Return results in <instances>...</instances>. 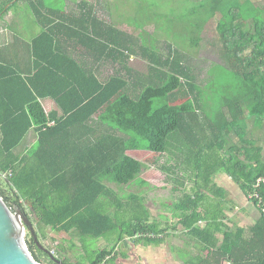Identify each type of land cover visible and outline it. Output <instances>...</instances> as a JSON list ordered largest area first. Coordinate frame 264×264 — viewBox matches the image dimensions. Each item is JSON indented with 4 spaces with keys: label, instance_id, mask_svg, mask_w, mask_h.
<instances>
[{
    "label": "trees",
    "instance_id": "1",
    "mask_svg": "<svg viewBox=\"0 0 264 264\" xmlns=\"http://www.w3.org/2000/svg\"><path fill=\"white\" fill-rule=\"evenodd\" d=\"M20 2L32 3L38 13L45 7L44 0H15L13 3ZM6 11V7L2 8L0 15ZM218 11L222 13L217 30L228 66L226 69L236 73L237 80L235 93H227L221 98L222 106L212 118L203 115V91L199 92L194 86L192 74L183 65L178 52L169 50L165 58L143 43L139 46L131 35L125 48L115 35L104 43L98 38L100 34H93L91 39L101 48L103 60L114 59L117 62L120 57L126 58L124 53L128 52L126 59L130 62L132 57H139V53L148 65L146 76L125 69L124 60L126 77L122 78L120 69L116 76L102 82L84 64L67 55L60 57V53H56L54 39L46 31L33 42L32 56L35 60L28 74L0 59V177L4 179L3 186L0 185V198L7 207L12 211L17 208L23 210L38 229L37 234L51 228L58 233L74 231L82 238H100L120 231L118 242L124 243L126 236L135 238L139 234L151 233L162 238L140 237L135 243L159 247L164 243L162 234L167 229L150 222L149 213L145 218L135 217L134 222L128 225L119 223L106 213L104 205L96 202L107 193L104 180L128 186L147 170L143 163L127 156L128 152L164 155L170 150L171 140L179 150L180 169L186 174L195 151L199 158L205 154L204 159L215 162L210 167L204 165V161L195 160L196 168L207 169L203 180L205 186L211 183L212 175L220 168L238 182L249 198L257 181L264 178V148L258 141L248 138L244 125L245 111L251 116L262 102L264 109V15L252 17L253 29L245 30L244 21L250 17L239 20L233 10H224L217 1L208 19ZM111 30L122 35L115 27ZM50 33L53 34L52 31ZM48 38H51L50 42H47ZM248 51H251L249 58L245 56ZM178 94L185 97L180 102H177ZM46 98L56 102L61 109V117L46 114L41 103ZM95 118L107 124V128L90 126L89 122ZM33 128L39 134L37 152L31 157H17L15 151ZM208 131L209 136H204ZM232 132L237 133L238 141L230 145L227 139ZM57 133L58 136L52 137ZM83 133L91 136L102 134L103 139L84 142L74 138ZM210 137L214 142L200 148V143ZM139 139L147 141L145 148L140 146ZM207 149L218 150V154L204 153ZM63 151L90 156L84 162L90 167L102 168V171L84 176L80 185L79 176L61 175L73 169L67 170L69 165L57 166L54 155ZM42 153L48 157L40 165H54L53 175L45 172L43 176H35L28 172L31 160L39 159ZM196 177L202 178V172L197 171ZM61 179L75 184L64 200L61 199ZM257 193L259 199L251 201L259 208L261 217L250 227L249 239L244 237L245 229H228L221 221L219 208L212 210L209 205L205 206L208 203H204V196L198 193L181 198L178 208L187 212L180 219V224L197 245H202V250L217 258V264H264V185L257 189ZM200 222L206 223L200 226ZM218 234H223L222 242L217 238ZM26 241L38 263L43 264L42 257L47 258L49 264L60 263L50 251L44 254L36 247L33 238ZM116 251L115 247L111 252L102 251L88 264L115 263Z\"/></svg>",
    "mask_w": 264,
    "mask_h": 264
},
{
    "label": "rangeland",
    "instance_id": "2",
    "mask_svg": "<svg viewBox=\"0 0 264 264\" xmlns=\"http://www.w3.org/2000/svg\"><path fill=\"white\" fill-rule=\"evenodd\" d=\"M45 1L49 8L63 9L66 1L69 2L70 0ZM217 1L224 10H233L235 17L239 20L250 17L244 21L245 30L253 29L252 17L255 19L257 16L258 18L261 16L259 14L264 15V0H101L103 9H106L109 16L111 13L112 17H109L111 22L116 27L128 29L139 46L143 43L146 48L157 50L158 54L165 58L168 57L169 50L178 52L183 65L192 74L194 86L198 88L199 92L200 90L203 91L204 111L202 113L209 118H212L219 111L222 106L221 98L225 94L233 95L235 93L234 86L235 80H237L236 73L226 69V67L228 68L227 62L223 57V45L217 30L222 13L218 11L210 20L208 19L210 11ZM5 3L6 1L0 2V11L5 8ZM74 6L72 3L71 7ZM19 8L21 11L23 9L22 14H20L23 19H26L28 15L33 17L32 7L25 4L22 7L20 5L16 7V9ZM196 42L198 44L193 46ZM250 55L251 51H248L245 56L249 58ZM138 56L132 61L131 67L135 72L146 76L148 65L140 58L139 53ZM177 98V102H180L185 97L178 94ZM262 106L263 102L251 116L248 111H245L244 125L247 128L248 138L254 140L257 135L258 140L263 142L264 148V109ZM256 117H261L259 120L261 123L257 121ZM204 136L208 137L209 131L205 132ZM227 140L230 145L236 143L238 141L237 133L232 132ZM211 142H214L213 137L207 138L200 143L199 147H207ZM139 143L142 148L147 146V141L144 139H139ZM172 149L173 147H171ZM217 151L207 149L204 153H217ZM195 154L191 156L192 164L189 169L193 176L189 172L184 176L182 175L185 171L183 169L177 173L168 171V167H165L167 170H162L168 164V156L150 154L145 151L139 160L142 161L141 163L146 166L147 170L131 185L121 187L117 184H111L115 186L113 200L128 202L122 203L126 206L132 205V203H176L178 199L182 198L183 190L189 191L195 186L194 179H197V171L202 172L203 180L206 178L207 169L196 168L197 160L204 161L203 164L205 163L210 167L215 165L214 161L209 162L207 161L208 158H203L205 154L200 158ZM3 180L0 177L1 186H3ZM181 184L185 185V188L180 187ZM100 204H106L104 208L111 215L116 214L118 208L121 210L119 203H108V206L107 203ZM128 212L126 217L122 215L124 219H120L118 215L111 217L118 220L119 223L130 225L134 222L136 213H130V208ZM128 225H126V229H129ZM36 230L38 231L37 228ZM119 234L120 231H116L111 232L107 237L82 238L74 233L68 236L64 243L61 239V232L58 233L47 228L43 234H38V238L41 247L48 252L50 251L55 260L60 262L59 264H88L100 252H111L114 247L117 250V260L115 263L108 261V264H171L168 250L164 255L166 258L160 263L158 259L154 261L156 247L136 244L135 241L138 238L128 236H126L125 243H119ZM35 246L38 247L36 244ZM35 250L40 255L37 248ZM42 263L49 264L48 259L42 257Z\"/></svg>",
    "mask_w": 264,
    "mask_h": 264
},
{
    "label": "crops",
    "instance_id": "3",
    "mask_svg": "<svg viewBox=\"0 0 264 264\" xmlns=\"http://www.w3.org/2000/svg\"><path fill=\"white\" fill-rule=\"evenodd\" d=\"M1 1H6L5 7L7 11L0 15V59L18 67V69L24 71L25 74L29 73L35 60L32 56L33 42L44 31L54 39L55 50L56 53H60V57L67 55L75 62L82 65L84 64L86 69L96 74L102 82H107L110 78L116 76L120 69L122 78L126 77L124 70L132 69V61L137 59L132 57L130 62H128L126 59L129 56L128 52L124 53V55H126V58L124 57L125 59L120 57L117 62H114V59L103 60V57L100 56L102 50L91 39L94 37L93 34H100L98 38L103 43L108 41L109 37L112 38L115 35L120 39L124 48L128 46L127 41L130 36L128 29L116 27L115 24L111 22L109 19V17H112L111 13L109 16L106 9H103L101 0H70L69 2L66 1V5L63 9L49 8L44 0L45 7L40 9V13H38L32 6V3L29 2L15 4L13 3L15 0H0V2ZM72 3L75 5L74 7H71ZM25 4L28 7H32V15L34 18L31 16L29 17V15L26 19L20 17L23 9L21 11V8L16 9V7L19 5L22 7V5ZM114 27L122 32L121 36L113 33L111 28ZM50 31H52L53 34L50 33ZM82 34H85L86 37L83 36L82 38ZM50 41L51 38H48L47 42ZM124 48H122V51ZM124 60L126 62L125 69L123 65ZM41 103L47 115L55 114L61 117V109L53 99L46 98L41 100ZM254 124L256 125V123ZM89 125L98 128H107L108 126L96 118L94 121L89 122ZM99 133H103V131H99ZM58 135L57 133L52 135V137ZM100 135L102 134L91 136L90 133H83L81 136L74 138L78 141L82 139L84 142H88L103 139ZM50 140L53 141L54 139L51 138ZM254 140L258 141L260 146L263 147V142L258 140L257 135ZM38 143L39 134L37 129L33 128L22 143V146L15 151L16 156L21 158L31 157L32 153L37 152ZM72 145H74V142ZM171 147H173L172 150ZM142 152L145 153V151H131L127 153V156L138 162H142L139 160L144 154ZM178 154L179 150L175 147L173 140H171L170 150L167 154H164V156H168L169 158L168 164H166L162 170H167L165 167H168V171L171 172L177 173L181 171V162L178 164L177 159ZM47 157V154L42 153L39 159L31 160L28 172L31 171L35 176H43L45 172H49L50 174L48 175H53L55 171L54 165L50 167L40 165ZM89 158L90 156H85V154L78 152L67 153L63 151L62 154L61 152H57V154L54 155L55 161L58 162L57 166L62 168L64 165H69L70 167L67 170L73 168L71 171L61 175L71 176V174H74L79 176L80 185H82L84 176L89 177L92 174L102 171V168L90 167L84 162L86 161L85 159ZM59 162L61 163L59 164ZM106 171L107 169L104 170V172ZM217 171L218 172L212 175L211 183L208 186H205V182H203L202 178H195L194 180L196 182L198 181L202 184L197 182L189 191L183 190L184 193L182 197L184 195H193L196 193L204 196V203H208L205 206L208 207L209 205V208H212V210L219 208V211H221V221L227 225L228 229L234 231L239 228L245 229L246 232L244 237L249 239L251 236L249 229L260 219L261 212L254 202L243 192L236 180L220 168L217 169ZM188 172L189 171H187V174ZM184 173L183 171L182 175L186 176L187 174ZM111 184L114 183L108 179L104 180V187H106L107 193L102 194L96 203H107V206L108 203H119L121 210L118 208L117 213L119 214L116 213L111 215L106 212L107 214L110 216L118 215L120 219H124L122 215L127 216L130 208V213H136L135 217L145 218L146 213H149L150 222L158 224L161 229H167V231L162 234L164 243L154 250V261L158 259L161 263V261L166 258L164 255H166L168 250L171 264H188L190 261H194L193 264H217V258H213L210 252L202 250V245H197L194 239L189 236L188 231L183 230L180 219H182L187 211L183 212L178 208L181 198L178 199L176 203H132V205L128 204L129 206H126V204L122 203L128 202H121L118 199L113 200L115 196V186ZM72 187L75 188V184H73L71 180L61 179L60 189L62 200L66 198L68 191L71 190ZM180 187L185 188V185L181 184ZM104 207H106V204H104ZM200 209H203V206ZM104 210H106V208H104ZM214 214H217V212ZM205 223L206 222H200L199 225L204 226ZM74 233V231H72L71 234L61 232L62 241L65 243L68 236ZM160 237L162 238V236ZM217 238L222 242L223 234H218ZM229 263L230 262H225L224 264Z\"/></svg>",
    "mask_w": 264,
    "mask_h": 264
},
{
    "label": "water",
    "instance_id": "4",
    "mask_svg": "<svg viewBox=\"0 0 264 264\" xmlns=\"http://www.w3.org/2000/svg\"><path fill=\"white\" fill-rule=\"evenodd\" d=\"M32 235V236H31ZM32 237L40 250L38 234L23 210L12 211L0 198V264H40L32 256L26 239Z\"/></svg>",
    "mask_w": 264,
    "mask_h": 264
},
{
    "label": "built area",
    "instance_id": "5",
    "mask_svg": "<svg viewBox=\"0 0 264 264\" xmlns=\"http://www.w3.org/2000/svg\"><path fill=\"white\" fill-rule=\"evenodd\" d=\"M261 185H264V178H261L257 181L256 185H255V191L249 196V199L250 200H253V199H259V196H258V193H257V189L261 187ZM140 237H144V238H149V239H155V238H160V236H157L155 234H139L137 235V238H140ZM231 264V263H229Z\"/></svg>",
    "mask_w": 264,
    "mask_h": 264
},
{
    "label": "flooded vegetation",
    "instance_id": "6",
    "mask_svg": "<svg viewBox=\"0 0 264 264\" xmlns=\"http://www.w3.org/2000/svg\"><path fill=\"white\" fill-rule=\"evenodd\" d=\"M42 251V250H41ZM44 254H46L44 251H42Z\"/></svg>",
    "mask_w": 264,
    "mask_h": 264
}]
</instances>
